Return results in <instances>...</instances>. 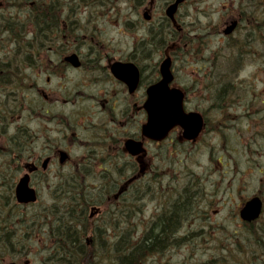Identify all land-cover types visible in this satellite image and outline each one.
Masks as SVG:
<instances>
[{"label": "flooded vegetation", "instance_id": "obj_1", "mask_svg": "<svg viewBox=\"0 0 264 264\" xmlns=\"http://www.w3.org/2000/svg\"><path fill=\"white\" fill-rule=\"evenodd\" d=\"M6 2L0 0V47L3 35L11 32L4 24ZM38 2L30 0L31 7L23 9L24 18L17 23L21 42L16 50L27 44L30 62L0 63V150L19 151L16 180L33 170L31 182L38 193L40 182L98 184L106 200L83 210L89 212L88 222L108 204L123 209L127 203L141 214L164 215L171 173L186 177L198 163L200 146L206 151L212 134H220L227 119L244 118L248 128L262 127L264 0H183L174 21L167 9L175 0H45L68 6L55 10L57 15L40 14L50 8L42 9ZM136 22L144 23L147 31L155 23H166L173 32L175 86L185 115L197 117L185 124L201 123L198 137L187 139L182 126L165 141L143 135L148 90L160 79L159 66H137V85L133 70L119 72L129 82L113 70L117 61L134 62ZM113 27L122 38L130 36L129 42L115 43ZM73 53L79 55L80 66L66 61ZM129 140L136 141L138 152L128 150ZM172 159L182 163L180 171L173 170ZM121 187L126 189L118 196ZM227 194L242 198L240 191L215 190L191 198L201 205L200 221L212 230L210 240L219 248L212 250L207 264H232L234 258L235 264L240 262L238 256L225 254L231 250L227 242L238 240L227 239L224 232L237 220L252 224L240 212L256 194L244 196L217 218L226 210L222 205ZM257 194L264 201L263 192ZM198 220L190 216L186 222ZM175 229L180 232L183 225Z\"/></svg>", "mask_w": 264, "mask_h": 264}, {"label": "rangeland", "instance_id": "obj_2", "mask_svg": "<svg viewBox=\"0 0 264 264\" xmlns=\"http://www.w3.org/2000/svg\"><path fill=\"white\" fill-rule=\"evenodd\" d=\"M17 4L18 3L14 0H9V10L6 13V23L4 24L10 31L15 24L13 20L18 21L19 18L16 12L17 9L15 8ZM73 8L76 9L75 6H73ZM54 9H68V6L66 5L63 7L62 4H60V6H56ZM63 13V11L60 12V14ZM135 19H137V16ZM146 27L147 26H145V24L143 25L141 22H136L135 24V29L132 33L136 45L134 57L142 64V66H158L163 59L164 51L173 42L167 36L170 31L169 28H167L166 23H155L151 25V29L148 31L146 30ZM111 30V36L113 37V41L115 43L129 42L130 36L128 39L122 38V34L120 32L117 33V27H113ZM143 42H146L144 52L139 48L140 44ZM204 58L205 55H203V58L199 59V65H203L205 62ZM263 132V126L258 129L248 128V123L244 118H237L236 120L229 119L228 125L221 130L220 134H212L210 141L211 149L209 152L211 155L210 158L213 159L212 163L209 162L210 160L208 158L207 151L205 155H199L198 167H193L196 175L194 174L191 176L188 174L186 177L181 178L179 175L171 173L170 178L172 181H168L167 183L170 187L167 189L166 207L177 202H174L177 199L176 196L173 197V194L175 195V193L179 191L182 192L184 184L188 186L186 191L192 192L194 194L211 190L227 192L240 191V193L242 192L241 195L243 198L244 196H251L255 194V192H259L264 187V184L261 182V179L264 180ZM200 147L202 148L203 146ZM220 159L223 162V167L218 161ZM172 161L175 162V168L173 170L180 171L183 168L177 159H172ZM207 171L210 173V175L206 174ZM222 178H224V181L221 184L219 181ZM167 179H169V177H167ZM199 183L203 186L197 187ZM89 184L92 185L93 183ZM38 188L40 191L39 202L34 206L31 205L27 207V210H34L40 206L53 204L55 188L56 191L62 190L61 188L64 189V192H67V189L70 190L67 188L65 183L61 182H40L38 183ZM233 196L234 199H232ZM242 198H235V195L227 194L224 199V204L222 205V207H226V210H222L221 213L223 214L218 215L219 217L217 216V218L223 217L228 211V208L236 207L238 205V201L242 200ZM125 205L130 209V213H134L131 205L127 203ZM219 206L221 205L219 204ZM107 216L108 215L106 214H101L96 217V220L100 219L102 221ZM158 216H160V214L151 215L148 213L140 215L137 217L138 220H140L138 224H140L142 229H145L146 226L152 222V218L156 219ZM124 217H126L124 214H120L117 217L118 219L114 220V222L119 224V222L123 220ZM143 217L146 219L141 221ZM237 222L238 220L236 222H231L225 230L224 233L227 239L235 238V235H237L238 238H243V235L246 233V229L243 226H236ZM201 223L202 222L200 220L190 222H186L185 220L183 229L180 231V235H183L185 232H187L186 237H188V241L185 242L181 248H177L174 245L170 246L169 250L166 252L160 253L159 255H154L152 258H150L147 264H207L206 254L210 250V244L208 243L207 239L209 235H211L212 230L207 227L199 234H196L191 230L187 231L190 227L191 229L198 230ZM249 228L251 229L252 227ZM117 232L118 231L116 230L115 233L117 234ZM227 244L229 243L227 242ZM42 255L43 253L41 252V256ZM27 259L37 264L40 259V254L33 253ZM249 261L250 262H248V264H264V251L262 250L257 256L251 257Z\"/></svg>", "mask_w": 264, "mask_h": 264}, {"label": "trees", "instance_id": "obj_3", "mask_svg": "<svg viewBox=\"0 0 264 264\" xmlns=\"http://www.w3.org/2000/svg\"><path fill=\"white\" fill-rule=\"evenodd\" d=\"M14 1L21 6H24L25 0ZM38 1L40 8H50L48 12L44 11L40 14H58L54 9L56 6L44 3L45 0ZM30 7L31 5H29L28 8ZM167 36L174 42L173 32H170ZM145 47L146 42H143L140 44L139 48L144 52ZM229 119L231 120V118ZM229 119H227V123ZM259 120L262 121L261 125L263 126L264 117L262 116ZM262 136H264V132L262 133ZM18 153L19 151L12 149L0 150V264L14 255H19V257L26 256L31 248L26 245V241L28 239L31 241H34L35 239L40 241V234L45 241L41 246V252L43 255L41 256L42 260L40 264H93L88 258V251L83 240V237L88 234L91 229H89V225L88 227L84 225L81 229L76 225V218L72 209L70 210L67 219L70 223L69 228L66 225L67 223L65 224L64 222L66 220V215H64L63 212L55 213L54 211H51V214L46 212L48 218H46V216L43 217V221L46 223V226H43L32 217L33 214L42 215L40 209L42 206L37 207V209L34 210H27V207L16 204L14 189L18 173V168L16 167L18 157L15 155ZM79 186V183L72 182L70 186H67V188L70 187V190L67 189L65 194L68 195L69 192V195H78L80 198L84 197L79 195L83 190L82 187L78 190ZM199 186L202 187L203 185L199 183L197 187ZM187 189L188 186L184 184L181 194H173V197L176 196L177 199L174 202H177H173L174 204L166 207L165 210H167V212L164 215H160L154 219L160 224V231L156 230L154 227L150 229L152 224L148 229H142L140 224L137 223L136 226L132 227V231L134 232L133 237L130 234L120 231V235L118 234L115 241L111 242L112 240L105 241L102 239L100 243H95V245L101 246L106 252L105 255H107L113 262L117 261L115 251H118V257H120L121 264H143L144 260L147 264L148 260L154 255L166 252L169 250L170 246H173L171 238L172 234L176 231L174 227L176 226L177 221V228H179L181 225H184V221H187L190 216L199 220L204 217V212L202 215L200 212L201 205L194 200H191L192 196L195 194L186 191ZM263 189L264 187L261 191L264 193ZM57 192L58 190L56 191L55 188L54 196ZM74 192L77 194H74ZM88 195L89 194H86L85 198H89L90 195ZM200 196H202V194H200ZM55 203L54 200L53 205H56ZM50 217L55 218V220L50 222ZM107 223H110V221L108 220ZM207 226L206 223H201L199 231L196 232L191 228L189 231L191 230L196 234H199L206 229ZM257 226L258 227L252 226L251 229L249 227L245 228L246 233L243 235V238H238L237 235L234 236V240H238L236 248H238V245L240 247L250 246L252 248L251 252H249L248 260L251 257L257 256L260 251H264V221L258 223ZM98 229V227H94L92 231L98 234ZM101 231L104 230H99V232ZM140 233H143V236L140 239L136 238ZM126 238L130 241L128 246H124L126 243L124 240ZM150 249L152 250L150 251ZM238 250L239 252L233 251L231 254L242 258L245 254L241 253V249Z\"/></svg>", "mask_w": 264, "mask_h": 264}, {"label": "bare ground", "instance_id": "obj_4", "mask_svg": "<svg viewBox=\"0 0 264 264\" xmlns=\"http://www.w3.org/2000/svg\"><path fill=\"white\" fill-rule=\"evenodd\" d=\"M18 21H14V26L12 27L11 32H8L7 34H4V44H1L0 47V63H5V66H10V65H15L21 62H30V53L27 50L28 45L27 44H23V49L22 50H16V43L17 42H21L20 38L17 35V30H18V26L17 23H19L21 21V15H18ZM65 184L68 186H70V181L69 182H65ZM80 186L78 188V190L80 189V187L83 188L82 192H80V196H84L82 198L78 197V195H66L62 190H59L56 195L53 197L55 200V204L56 205H44L41 207V213L42 215L39 214H33L32 217L35 219V221L39 222L41 225L46 226L45 222L43 221V217L46 216V212L51 214V211L53 212H63L64 215H66V220L64 221L65 224L67 225V227L69 228L70 223L67 221L68 219V214L70 212V210H73V213L75 214V218H76V225H78L81 228L84 227V225H86L88 227L89 225V229H91L89 231L88 234H86L83 237L84 240V244L87 248L88 251V258L90 261L93 262V264H109V263H113V264H121V260L120 257H118V251L116 252V258L117 261L113 262L107 255H105V251L103 248H101V246L99 245H95V243H100L102 239H104L105 241H115L118 234L120 235V231H123V233H127L130 234L133 237V228L134 226L137 225V223L140 222V220H138L137 217H139L141 215V213H139V211L137 209H133L134 213H130L129 212V208L126 209H122V208H117L114 204H108L107 207H103L102 208V213L108 215L107 217L104 218V220L99 222V227H102L103 230L105 231H97V233H94L92 230L94 227H97L96 224L88 222L87 218L89 217V212H85L83 211L84 209L86 210L87 207H91L92 205H96V204H101L104 203L106 198L103 196L101 190L99 188H97L96 183H93L92 185H90L88 182L86 181H81ZM108 185V184H106ZM72 187V185H71ZM70 188V187H69ZM136 191V190H135ZM143 189L140 188V192H142ZM83 193V194H82ZM74 194H77L76 192H74ZM89 194V198H85V195ZM85 198V199H84ZM127 199V197L125 198ZM54 203V202H53ZM73 207V208H72ZM83 211V212H82ZM120 214H124L123 220H121L119 222V224L117 222H114V220H117L118 216ZM46 218H48L46 216ZM48 220V219H47ZM55 218L50 217L49 221H54ZM57 220V219H56ZM108 220L110 221V223H107ZM141 221H144L143 219ZM155 221L152 218V222L150 224H148L146 226L150 227V225L152 224V226L150 227V229L152 227H154L156 230L160 231L159 227L160 224L158 222H153ZM264 221V209H263V216L258 217L257 219L253 220V221H249V225H243V224H237L243 226L244 228H248V227H258L257 224ZM89 223V224H88ZM105 226V227H104ZM178 226V221L176 222V226L174 228H177ZM119 229V230H118ZM148 229V228H147ZM149 229V230H150ZM116 230L118 231L117 234L115 233ZM250 230V229H249ZM194 231H199L198 230H194ZM104 232V233H103ZM186 233L185 232L183 235H180V232L174 233L172 234V238H171V242L173 243V245L177 248H181L185 242H187V237H186ZM143 236V233H140L136 238L140 239ZM128 237V236H127ZM40 241L38 240H27L26 241V245H28V247L30 248L29 253L26 256H20L19 255H14L13 257L8 258L7 260H5L2 264H36L35 262L27 259L31 254L35 253V254H40V259L39 262L37 264L41 263L42 257H41V246L42 244L45 243V241L43 240V236L40 234L39 236ZM230 240H234V238L230 239ZM208 243L211 244V250H209V252H207L206 257L207 260L209 259V256L212 254V250L213 249H217L219 250V248L210 240V236L207 239ZM124 242H126L124 244V246H128L130 241L128 238H126L124 240ZM228 247L231 248L230 253L228 251V253L225 254H231V252L235 251V252H239L238 249H241V253H244L245 255H243V257H238L241 259L240 262L236 263V264H246L249 260H248V255L249 252H251L252 248L250 246H239L238 248H236V243H233L231 241V243L227 244ZM236 248V249H235ZM152 249H150L151 251ZM149 251V252H150ZM148 258V257H147ZM19 261H23V262H19ZM143 264H146V261H143ZM232 264H235V258Z\"/></svg>", "mask_w": 264, "mask_h": 264}, {"label": "water", "instance_id": "obj_5", "mask_svg": "<svg viewBox=\"0 0 264 264\" xmlns=\"http://www.w3.org/2000/svg\"><path fill=\"white\" fill-rule=\"evenodd\" d=\"M180 0H177L174 5L168 9V14L174 15L177 4ZM72 63L78 64L79 61L76 55H72L68 58ZM114 66H136L133 63H117ZM172 59L168 56L161 63V75L162 79L154 84L149 90V100L147 101V108L150 112V122L144 126V133L155 137L163 138L169 130L176 124L180 123L183 118L182 114V98L178 93V90L171 88L170 84L174 80L172 73ZM136 69V68H135ZM117 72V67L115 69ZM196 120L195 115L187 117L188 119ZM192 128L190 127L189 130ZM199 128H195L192 134L200 131ZM129 149L133 150V146L129 145ZM16 198L17 202L21 204H29L37 201L38 196L35 188L30 186V175L25 174L16 185ZM263 204L259 197H255L248 201L241 211V216L246 221H253L257 219L262 212ZM15 264V263H12Z\"/></svg>", "mask_w": 264, "mask_h": 264}]
</instances>
